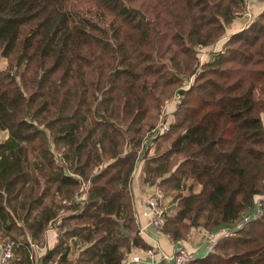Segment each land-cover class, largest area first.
Listing matches in <instances>:
<instances>
[{"label": "trees", "instance_id": "trees-1", "mask_svg": "<svg viewBox=\"0 0 264 264\" xmlns=\"http://www.w3.org/2000/svg\"><path fill=\"white\" fill-rule=\"evenodd\" d=\"M73 1L93 5L109 26L72 14ZM240 2L0 0V131L8 133L0 234L20 240L14 264H30L29 244L41 245L57 219L59 242L43 264H68L69 239L74 264H122L132 246L146 248L132 236L140 163L143 183L177 203L162 230L171 239L198 226L221 235L241 222L264 194V10L177 90L199 69L198 47L225 36ZM176 90L172 134L155 136L168 146L138 155L153 112ZM192 264H264V208Z\"/></svg>", "mask_w": 264, "mask_h": 264}, {"label": "crops", "instance_id": "crops-1", "mask_svg": "<svg viewBox=\"0 0 264 264\" xmlns=\"http://www.w3.org/2000/svg\"><path fill=\"white\" fill-rule=\"evenodd\" d=\"M261 8L257 5L255 1L252 5V12L257 14ZM233 20L230 24L233 28L230 31V34L227 36H231L234 33L243 29L247 24H243V21ZM234 24V25H233ZM228 31V29H227ZM215 45V44H214ZM212 45L210 48H212ZM218 49L221 47V43L216 44ZM209 49V47H207ZM212 55L209 52L202 55L200 57L202 60L209 61ZM6 66V64H5ZM5 66L0 68H5ZM8 133L6 131H0V142H3L7 139ZM145 151H149L150 154L153 152V149H146ZM143 164H139L132 176L131 190H132V200H133V214H134V224L135 228L132 232V236L136 235L139 237L143 243L146 245V248H141L140 246H132L128 251H125L123 254L122 264H172V261L168 258L169 255L173 252V250L177 246H184L188 251L193 254L194 261L198 259L204 258L205 252V244H206V235L204 229L201 226L191 228L189 232L185 235L184 239L173 240L169 236L165 235L163 231H157L154 228L149 226V217L145 216L144 213L146 211V201L151 193L152 186H149L148 183H143L144 173L142 172ZM157 188V187H156ZM189 188H192L190 185ZM159 189V188H158ZM85 196V194H84ZM173 197L165 196L163 203H166V207L171 206V202ZM172 210L169 213H173ZM167 213V215L169 214ZM140 228H144V234L141 236L138 235V230ZM125 231V230H124ZM58 229H47L44 232L42 244L40 245V249L34 253V259L31 264H43L42 258L48 251L55 248V246L59 242ZM126 232V231H125ZM130 235L126 232L125 236ZM66 244L69 246V252L67 255L68 264H74L77 259L78 253L71 246V240H67ZM141 248V249H138ZM146 249H155L153 255H147L145 252ZM142 250V251H141ZM0 256H1V248H0ZM137 256L139 258L138 263H133L131 261L132 257ZM14 262V260H12ZM12 261L9 263L11 264Z\"/></svg>", "mask_w": 264, "mask_h": 264}, {"label": "built area", "instance_id": "built-area-1", "mask_svg": "<svg viewBox=\"0 0 264 264\" xmlns=\"http://www.w3.org/2000/svg\"><path fill=\"white\" fill-rule=\"evenodd\" d=\"M255 1L256 0H241L239 9L233 13L234 18L238 17V18H243V19L245 18L250 19L252 17V5ZM226 39L227 37L221 38L217 43H215V45L212 47V50H207L205 47H202L200 45L198 47V52L200 53L198 59L202 60L200 57L206 54V52H209L211 55H213L212 53L223 54L224 53L223 50L221 49L217 50L216 44L221 43ZM201 65L202 63L199 64L198 62L199 69L193 76L189 77L187 80L184 81L183 83L184 87L182 88V90H186L191 86L193 80L196 78L197 74H199L200 72ZM174 98H178L179 100L180 96L176 94ZM165 107L167 108V105ZM166 110L167 109L164 108L161 111L162 115L160 116L159 124L156 125L154 128H152L147 133V136H150L149 139L155 137L156 135L164 134L170 130V123L166 121H161L162 118L166 115ZM141 148L142 147H140L139 149L138 155L146 150V149H141ZM57 157L58 159L61 160L62 154L57 153ZM82 187L84 190H86L88 187V182H83ZM83 198L85 199V196ZM163 200H164L163 192L160 189L156 188L154 193L150 194L146 201V211L144 215L148 216L150 219L148 223L149 226L154 228L157 231H162L166 223L167 212L165 210L166 208L163 205ZM62 204L66 205L67 203L66 201H62ZM263 208H264V194L255 199L252 209L247 214L243 215L241 222L238 225H236L232 229L224 230L221 235L207 234L204 257H206L208 254L214 251L220 238L234 234L237 231L244 228L246 224L260 219L263 215ZM61 222H62L61 219H57L54 223L49 225L48 229L50 228L57 229V227L61 225ZM142 234H144V228H140V230H138V235L141 236ZM19 246H20V243L17 241H14V240L12 241V240H7V239L2 240L0 238V248H1L0 264H9L12 260H14V251L17 248H19ZM39 249H40V245L38 243L33 242L29 244L28 255H29L30 264L31 262H33L34 253ZM138 249H141V248H138ZM145 251L147 255L152 256L155 249H146ZM165 258L170 259L172 261V264H192V262L194 261L193 254L182 245L177 246L173 250L171 255ZM131 261L133 263H138L139 258L137 256H134L132 257Z\"/></svg>", "mask_w": 264, "mask_h": 264}, {"label": "rangeland", "instance_id": "rangeland-1", "mask_svg": "<svg viewBox=\"0 0 264 264\" xmlns=\"http://www.w3.org/2000/svg\"><path fill=\"white\" fill-rule=\"evenodd\" d=\"M256 2H257V5L261 8V10L257 14L256 13L254 14L252 12V17L250 19H248V18H245V19L241 18L240 20L243 21V24L244 25L245 24H249L255 17H257L264 10V0H256ZM69 10H70V12L72 14L77 15V17H80V18L81 17H90L91 19H93L95 22H97L100 25H104V26L108 27L109 24H110V19L101 16L100 11L98 9H96L93 5L89 4V3H85V2H82V1H73L70 4V6H69ZM234 20H239V18L238 17L237 18H234ZM227 28H228V31L226 30V33H225V36L224 37H227L228 38L230 36H227V35L230 34V31H231V29L233 27L230 25ZM210 47H209V49H207V48L206 49L207 50H212V48H210ZM217 50H220V49H218V47H217ZM197 51H198V49H197ZM199 54L197 55V58L199 57ZM212 54L215 55L216 53H212ZM198 62H199V64L202 63V65H203L205 63V60H199V59H197V63ZM5 64H6L5 59H0V67L5 66ZM40 76H41V73H40ZM184 81L181 83V86L177 90H182V88L184 87V84H183ZM177 90L172 94V96H170L169 98L165 99L160 104V108L159 109H157V110H155L153 112V116H152L151 120H155L157 118V121H155L156 122L155 123V126L159 124V122H160V116L162 115L161 111L165 108V109H167L166 110V115L162 118L161 121H166V122L170 123V130H171V125L174 122V112H175V109H176L177 105L179 104L178 103L179 102L178 98H174L175 95L177 94L176 93ZM166 105H167V108L165 107ZM151 129H149V131ZM170 130L168 132H166V133L170 134L171 131H172V130L171 131ZM147 133L145 134V136L143 135L144 137L142 136V138H141L140 146H139V147H142L141 149H165L168 146V144L165 141L166 139H161V138L159 139V137L156 138L157 136L149 139L150 136H147ZM156 139H159L157 141L158 142L157 144H156ZM163 205H164V207L167 206L166 203L165 204L163 203ZM0 238L2 240H6V239L7 240H12V238H10V237H2L1 234H0ZM14 241L19 242L20 240L19 239H14Z\"/></svg>", "mask_w": 264, "mask_h": 264}, {"label": "water", "instance_id": "water-1", "mask_svg": "<svg viewBox=\"0 0 264 264\" xmlns=\"http://www.w3.org/2000/svg\"><path fill=\"white\" fill-rule=\"evenodd\" d=\"M131 11H133L135 14H137L142 20H145L146 19V17L138 10V9H132L131 8ZM118 70V68H117V66H115V69H114V71L112 72V73H110V75L112 76V75H114L115 74V72ZM42 77V73H41V76H40V78ZM93 181H94V178H92V180H91V183H93ZM156 185H153L152 186V188H151V193H154V191L156 190ZM177 207V203H175V204H173V205H171V206H169V207H167L165 210H166V212L167 213H169V212H171L173 209H175ZM193 222H194V218H192V221H191V224H193ZM120 226H121V231H122V233L124 234V235H126V232L124 231V228H123V223L122 222H120ZM11 264H14V262L12 261V263Z\"/></svg>", "mask_w": 264, "mask_h": 264}]
</instances>
